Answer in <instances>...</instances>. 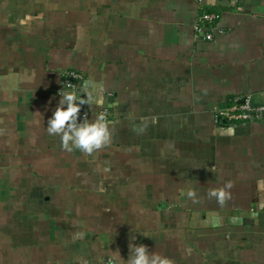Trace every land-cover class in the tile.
I'll list each match as a JSON object with an SVG mask.
<instances>
[{
	"label": "crops",
	"instance_id": "0c3cea01",
	"mask_svg": "<svg viewBox=\"0 0 264 264\" xmlns=\"http://www.w3.org/2000/svg\"><path fill=\"white\" fill-rule=\"evenodd\" d=\"M67 69L102 100L88 120L109 111L92 154L47 132ZM241 95L264 103V0H0V264H109L130 243L264 264V120L217 117Z\"/></svg>",
	"mask_w": 264,
	"mask_h": 264
},
{
	"label": "clouds",
	"instance_id": "9594fccd",
	"mask_svg": "<svg viewBox=\"0 0 264 264\" xmlns=\"http://www.w3.org/2000/svg\"><path fill=\"white\" fill-rule=\"evenodd\" d=\"M59 96L58 104L47 120L49 135L60 136L66 150H80L85 154H92L110 142V130L104 112L98 113L94 121L88 120L87 113L83 119L80 116L82 105H88L89 108L92 105L100 106L102 100L92 92L71 88L62 89ZM210 195L216 193L212 192ZM110 256L109 264H174L168 257L149 251L143 244L130 243L127 259L119 251L110 252Z\"/></svg>",
	"mask_w": 264,
	"mask_h": 264
},
{
	"label": "built area",
	"instance_id": "2783aa9c",
	"mask_svg": "<svg viewBox=\"0 0 264 264\" xmlns=\"http://www.w3.org/2000/svg\"><path fill=\"white\" fill-rule=\"evenodd\" d=\"M232 1L237 3L239 0ZM220 18L221 13L218 11L202 12L195 22V33L200 34L204 40H213L217 35H221L224 32L219 26ZM82 80L83 74L81 72L75 69H67L64 72L61 81L62 86L58 92L68 88L76 90ZM100 112H104L108 120V109H102ZM85 113L88 114L87 118H89V110L86 107H82L80 112L81 119H83ZM217 117H223L231 121H262L264 120V103H254L250 95H241L234 99V104L230 108L218 111Z\"/></svg>",
	"mask_w": 264,
	"mask_h": 264
}]
</instances>
